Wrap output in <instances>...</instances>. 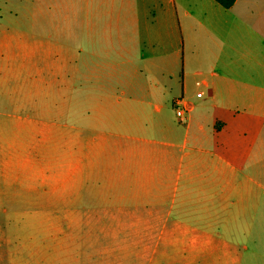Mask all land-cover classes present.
Here are the masks:
<instances>
[{
  "label": "crops",
  "instance_id": "0c3cea01",
  "mask_svg": "<svg viewBox=\"0 0 264 264\" xmlns=\"http://www.w3.org/2000/svg\"><path fill=\"white\" fill-rule=\"evenodd\" d=\"M214 3L107 0L109 208L184 264H244L239 248L264 240V0ZM204 41L216 71L199 66ZM177 43L196 56L172 99L186 124L166 115Z\"/></svg>",
  "mask_w": 264,
  "mask_h": 264
},
{
  "label": "rangeland",
  "instance_id": "374dc122",
  "mask_svg": "<svg viewBox=\"0 0 264 264\" xmlns=\"http://www.w3.org/2000/svg\"><path fill=\"white\" fill-rule=\"evenodd\" d=\"M195 59L177 43L171 120ZM109 206L107 0H0V264H184L141 248L133 216ZM247 245L244 264H264V240Z\"/></svg>",
  "mask_w": 264,
  "mask_h": 264
},
{
  "label": "built area",
  "instance_id": "2783aa9c",
  "mask_svg": "<svg viewBox=\"0 0 264 264\" xmlns=\"http://www.w3.org/2000/svg\"><path fill=\"white\" fill-rule=\"evenodd\" d=\"M197 97H202L201 93L197 94ZM174 107L176 110V115L180 121V123L182 124H186L187 123V112H189L191 110V106L188 103L183 102V100L179 99L176 100L174 103Z\"/></svg>",
  "mask_w": 264,
  "mask_h": 264
},
{
  "label": "trees",
  "instance_id": "16d2710c",
  "mask_svg": "<svg viewBox=\"0 0 264 264\" xmlns=\"http://www.w3.org/2000/svg\"><path fill=\"white\" fill-rule=\"evenodd\" d=\"M214 1H216L219 5H221L225 9L231 8L236 2V0H214Z\"/></svg>",
  "mask_w": 264,
  "mask_h": 264
}]
</instances>
